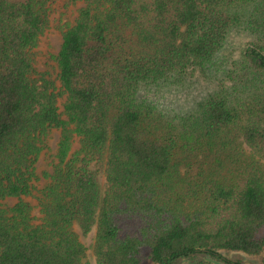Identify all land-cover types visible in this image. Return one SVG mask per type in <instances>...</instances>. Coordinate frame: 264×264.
Instances as JSON below:
<instances>
[{"label": "trees", "instance_id": "1", "mask_svg": "<svg viewBox=\"0 0 264 264\" xmlns=\"http://www.w3.org/2000/svg\"><path fill=\"white\" fill-rule=\"evenodd\" d=\"M49 1L0 0V264H83L74 225L95 229V264H141L144 247L153 264L264 253V87L247 104L216 89L188 113L140 95L216 66L248 0H83L55 56L59 90L32 77ZM252 7L257 39L237 64L245 88L264 85V0ZM52 128L58 161L33 193ZM31 194L39 223L22 199Z\"/></svg>", "mask_w": 264, "mask_h": 264}, {"label": "rangeland", "instance_id": "2", "mask_svg": "<svg viewBox=\"0 0 264 264\" xmlns=\"http://www.w3.org/2000/svg\"><path fill=\"white\" fill-rule=\"evenodd\" d=\"M252 2L253 0H248L247 4L244 3L239 6L240 8H236V11L245 12V14L241 18V23L228 34L224 47L216 56V66H209L203 73L196 69L180 77L181 81L176 83H161L159 86H148L146 89L141 90L140 95L156 103L159 109H165L167 112L172 109L180 113L193 111L198 101L219 88L227 89L230 92L231 101L237 104L238 102L247 104L253 100V92L261 93L262 89L260 87H264V85L263 83H258L257 86H252L249 83L245 88L241 79L244 77L243 73L245 70L241 66L237 67V64L241 62V49L248 46L252 40L257 39V35L249 28L254 26L253 23L248 22L253 11ZM83 5V0H50L47 8L48 27L39 37L37 46L32 50L34 66L32 77L35 79L41 77L50 79L58 90L60 89V82L57 77L58 66L55 56L62 41V30L74 24L79 8ZM64 100L65 95L58 97L57 105L60 112L63 110ZM246 118L241 116V121L244 122ZM59 135V129L52 128L43 140V148L36 162V179L32 181L35 186L33 193L48 183L49 178H44L43 173L50 174L53 171V166L58 161L55 157V152ZM79 147V137L74 136L70 153L76 151ZM92 167L95 170L98 169V166L94 163H92ZM98 177L102 188H104L105 177L102 170L99 171ZM22 199L29 202L32 206L31 215L33 222L39 223L41 213L34 194L23 196ZM16 201L17 198L10 197L2 201V203L10 206ZM127 227L124 225L123 230ZM73 229L78 234L79 240L86 247L85 256L82 259L83 264H95V256L92 251L95 229H92L87 234H83L77 225H74ZM149 251L148 247L143 248L144 259L141 264H153L149 257ZM220 252L226 259H238L245 264H262L264 262V253L249 255L240 251L221 250ZM199 260L204 261L206 264H224L203 254L198 255L194 259H179L176 264H197Z\"/></svg>", "mask_w": 264, "mask_h": 264}]
</instances>
